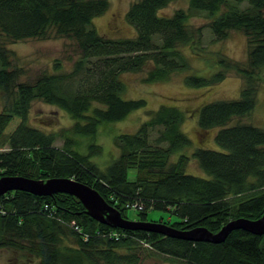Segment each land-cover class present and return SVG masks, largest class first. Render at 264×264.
I'll list each match as a JSON object with an SVG mask.
<instances>
[{
  "label": "trees",
  "instance_id": "16d2710c",
  "mask_svg": "<svg viewBox=\"0 0 264 264\" xmlns=\"http://www.w3.org/2000/svg\"><path fill=\"white\" fill-rule=\"evenodd\" d=\"M171 1H133L126 17L135 35L110 37L92 23L110 0H0V175L73 177L94 186L125 217L148 220L149 209H166L178 218L165 222L178 228L204 225L216 231L231 218L264 213V128L242 121L229 124L252 111L264 82V0H246L245 7L239 6L245 0H188L187 8L160 14ZM201 12L214 39L235 29L249 45L246 65L220 52L214 61L218 68L209 77L186 76L187 83L196 85L231 72L243 78L239 97L212 100L199 112L200 129L220 127L215 141L221 149L196 147L173 159L192 140L182 130L183 109L162 104L148 110L136 131L114 135L118 153L100 167L91 159L102 151L100 124L123 120L147 104L143 97H122L126 85L120 74L151 64L145 81L153 82L189 67L179 46L195 49L202 42L204 24L189 22ZM51 36L74 39L79 53L72 68L22 79L25 71L13 64L15 52L7 43ZM36 99L64 109L74 122L49 132L31 124L29 109ZM155 127L159 134L153 143L150 131ZM78 136L87 137V151L80 150ZM60 137L64 142L56 145ZM191 157L207 176L186 171ZM134 202L143 208H130ZM0 205V246L27 258L34 255L31 264H138L145 251L186 264H264V233L243 228L232 230L224 241L210 242L112 227L87 214L76 196L59 191L8 190L0 193ZM129 209L136 215L130 217Z\"/></svg>",
  "mask_w": 264,
  "mask_h": 264
},
{
  "label": "rangeland",
  "instance_id": "374dc122",
  "mask_svg": "<svg viewBox=\"0 0 264 264\" xmlns=\"http://www.w3.org/2000/svg\"><path fill=\"white\" fill-rule=\"evenodd\" d=\"M135 0H110L108 8L93 18L92 23L97 30L110 37L133 36L136 29L126 17L130 4ZM248 1H242L239 6H247ZM187 8L188 0H172L160 9V14L171 15L177 8ZM208 18L201 12L190 17L189 22L193 25L204 24L202 42L195 46L189 44L180 45L185 54L189 67L174 72L169 78L153 82L145 81L147 65L144 70L126 71L120 74V79L126 88L122 93L123 98L143 97L147 104L145 107L132 111L125 119L102 123L99 126L97 141L103 146L99 154L91 159L100 167H105L115 157L118 150L115 148L114 135L121 132H134L138 126L148 117V110L157 109L162 104H173L183 109L185 118L182 130L191 138V147L178 150L173 155L176 159L180 153L191 154L196 147L221 149L215 141V134L220 127L212 126L200 129L198 117L201 107L212 100L230 99L240 96L243 78L234 72L229 73L223 79L206 85H196L186 82V76L196 75L209 77L217 70L216 61L220 52L237 59L243 65L247 64L249 45L247 37L239 30L232 29L224 39L216 40L215 35L207 23ZM8 47L13 49L15 55L13 64L22 66L25 73L22 79H34L41 71L51 72L70 70L76 60L79 49L74 39L67 36H51L49 38H26L15 42H8ZM59 63L56 67L55 65ZM3 101L0 94V109ZM237 121L251 123L264 128V82L261 84L257 102L252 111L244 116L234 117L229 124ZM29 122L41 127L46 131H60L74 122V118L55 104L41 99L32 102L29 109ZM159 134V128L150 131V139L155 143ZM81 141L80 150L87 151L86 136H78ZM63 137L55 141L56 145H62ZM166 146V142H162ZM186 171L192 174L207 176L205 171L198 165L195 158L191 157ZM22 175V174H21ZM26 176V175H25ZM133 177L134 173L131 172ZM91 185V184H90ZM173 208H171L172 210ZM130 217L136 215L137 210L129 209ZM148 220L177 219L178 217L170 210L151 208L148 210ZM2 231L0 229V237ZM18 250L9 246H0V264H31L36 260L34 255L27 258ZM138 264H186L184 261H171L159 255L143 252Z\"/></svg>",
  "mask_w": 264,
  "mask_h": 264
},
{
  "label": "water",
  "instance_id": "95a60500",
  "mask_svg": "<svg viewBox=\"0 0 264 264\" xmlns=\"http://www.w3.org/2000/svg\"><path fill=\"white\" fill-rule=\"evenodd\" d=\"M17 189L38 195H52L58 191L73 194L83 203L87 214L112 227L143 229L168 236L210 242L224 241L232 230L238 228L246 229L255 234L264 233V213L258 218L246 216L231 218L216 231L204 225L178 228L164 221L127 218L122 215L120 209L110 204L94 186L73 177L35 178L21 174L0 175V193Z\"/></svg>",
  "mask_w": 264,
  "mask_h": 264
},
{
  "label": "built area",
  "instance_id": "2783aa9c",
  "mask_svg": "<svg viewBox=\"0 0 264 264\" xmlns=\"http://www.w3.org/2000/svg\"><path fill=\"white\" fill-rule=\"evenodd\" d=\"M129 206H130V208L131 207H134V208H140V207H142V205L140 203H138V202H134V203L130 204ZM74 223H75V221L72 220V224H74ZM75 227L78 229V226H75Z\"/></svg>",
  "mask_w": 264,
  "mask_h": 264
},
{
  "label": "bare ground",
  "instance_id": "6f19581e",
  "mask_svg": "<svg viewBox=\"0 0 264 264\" xmlns=\"http://www.w3.org/2000/svg\"><path fill=\"white\" fill-rule=\"evenodd\" d=\"M141 205H142V204H141ZM1 207H3V206L0 205V209H1ZM140 208H143V205H142V207H140ZM156 221H160V220H156Z\"/></svg>",
  "mask_w": 264,
  "mask_h": 264
}]
</instances>
